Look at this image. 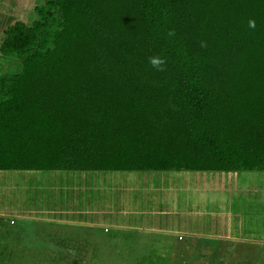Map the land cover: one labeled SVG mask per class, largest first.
I'll list each match as a JSON object with an SVG mask.
<instances>
[{
    "label": "trees",
    "instance_id": "trees-1",
    "mask_svg": "<svg viewBox=\"0 0 264 264\" xmlns=\"http://www.w3.org/2000/svg\"><path fill=\"white\" fill-rule=\"evenodd\" d=\"M35 11L0 46V171H264V0Z\"/></svg>",
    "mask_w": 264,
    "mask_h": 264
},
{
    "label": "rangeland",
    "instance_id": "rangeland-1",
    "mask_svg": "<svg viewBox=\"0 0 264 264\" xmlns=\"http://www.w3.org/2000/svg\"><path fill=\"white\" fill-rule=\"evenodd\" d=\"M44 3L0 0V46L8 27L19 20L32 24L35 8ZM22 68L21 59L0 52V77ZM54 177L106 179L105 205L112 213L94 234L100 248H51L52 242H35L30 226L24 233L12 232L23 225L16 209L33 205L26 192L23 196L22 180ZM47 195L39 198L41 211L52 202ZM109 217L132 228H114ZM44 225L49 223L37 221L38 227ZM61 227L66 231L56 234L57 242L68 244L76 241L74 235H83L69 237L78 227ZM46 236L37 234L42 240ZM0 264H264V171H0Z\"/></svg>",
    "mask_w": 264,
    "mask_h": 264
},
{
    "label": "crops",
    "instance_id": "crops-1",
    "mask_svg": "<svg viewBox=\"0 0 264 264\" xmlns=\"http://www.w3.org/2000/svg\"><path fill=\"white\" fill-rule=\"evenodd\" d=\"M22 181L24 182L21 187L22 193H27V195L23 193V196L26 195V197L31 198L33 205L27 206L28 208L22 206L16 209V214L19 219L23 220V225L19 228L20 230H12V232L17 231L16 233L21 234L25 227L30 226L33 227L32 232L35 233V242H52L53 246L51 248L63 247L74 249L80 245L81 248L88 250L100 248L99 242L94 238V234L104 227L107 216L112 213L111 206H108V208L105 205V178L54 177ZM21 189L18 188V191ZM43 194H48L47 196L52 195L53 197L50 207L44 205L46 211H41L43 204L42 201H39V198ZM118 200H121L120 196ZM41 212L44 214H41ZM109 219V221L113 222L114 228H132L129 224H122L118 218L109 217ZM37 221H42L45 224L49 223V225L38 227ZM65 224L74 226L75 228L78 227L75 231L68 232V236L81 232H83V235H78V237L74 235L76 241L69 242L68 244L59 240V242L55 241L54 237L56 234L66 231L61 227ZM150 230H153V227ZM39 232L47 234L44 240L37 237ZM69 237L74 238L73 236ZM234 237H236L235 239H239L237 235H234ZM240 238L243 239L244 237ZM252 241L257 242V238H252ZM29 247L37 248V245H29ZM41 248H44V246ZM36 257L34 256L35 259H37Z\"/></svg>",
    "mask_w": 264,
    "mask_h": 264
},
{
    "label": "clouds",
    "instance_id": "clouds-1",
    "mask_svg": "<svg viewBox=\"0 0 264 264\" xmlns=\"http://www.w3.org/2000/svg\"><path fill=\"white\" fill-rule=\"evenodd\" d=\"M249 24L250 27H255L254 21H250ZM150 63L152 64L153 67L159 68L161 65L165 63V61L163 58L157 56L150 58Z\"/></svg>",
    "mask_w": 264,
    "mask_h": 264
}]
</instances>
